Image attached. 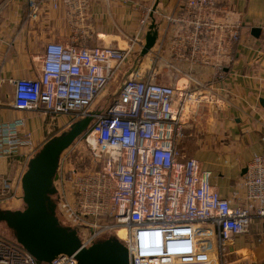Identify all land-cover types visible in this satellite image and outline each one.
Instances as JSON below:
<instances>
[{"label": "built area", "instance_id": "obj_1", "mask_svg": "<svg viewBox=\"0 0 264 264\" xmlns=\"http://www.w3.org/2000/svg\"><path fill=\"white\" fill-rule=\"evenodd\" d=\"M62 1L28 3L34 12L40 3L56 9ZM187 5L205 14L193 22L197 31L216 28L217 0ZM237 38L234 30L231 41ZM130 51L47 44L40 74L12 81L17 111L69 116L73 122L92 118L82 135L88 168L67 169L60 155L52 185L58 216L76 231L82 249L115 239L127 249L129 264H227L221 256L224 242L246 234L253 215L264 218V157L254 155L238 183L247 204L232 207L212 186L211 172L177 149L187 95L128 78L107 106L95 110ZM36 150L24 119L0 122V159L20 154L31 160ZM0 264L41 263L0 236ZM49 264L78 262L72 255Z\"/></svg>", "mask_w": 264, "mask_h": 264}, {"label": "crops", "instance_id": "obj_2", "mask_svg": "<svg viewBox=\"0 0 264 264\" xmlns=\"http://www.w3.org/2000/svg\"><path fill=\"white\" fill-rule=\"evenodd\" d=\"M188 1L64 0L56 9L40 3L32 12L28 0H1L0 122L24 119L38 149L54 132L75 123L69 116L12 106V81L40 74L47 44L130 48L104 93L109 88L116 93L123 80L135 78L187 95L179 115L178 151L211 172V184L221 198L232 207L245 206V191L238 183L252 157H264V0H217L216 28L201 31L193 22L205 14L190 10ZM253 28L260 29L257 38ZM234 30L238 38L231 41ZM153 32L155 42L142 55ZM29 160L20 154L0 159L1 189H20ZM221 256L230 264L263 262L264 218L253 215L248 232L224 242Z\"/></svg>", "mask_w": 264, "mask_h": 264}, {"label": "water", "instance_id": "obj_3", "mask_svg": "<svg viewBox=\"0 0 264 264\" xmlns=\"http://www.w3.org/2000/svg\"><path fill=\"white\" fill-rule=\"evenodd\" d=\"M153 28L154 25L150 27ZM155 34H148L142 55L153 46ZM251 34L257 38L260 29L253 28ZM91 120L79 121L67 133L42 146L21 178V199L25 208L0 212V223L13 231L15 242L38 263L49 264L59 256L74 255L78 264H129L127 249L115 239L82 249L76 231L60 224L54 206L48 202L49 195L54 194L52 185L60 155L86 130Z\"/></svg>", "mask_w": 264, "mask_h": 264}, {"label": "rangeland", "instance_id": "obj_4", "mask_svg": "<svg viewBox=\"0 0 264 264\" xmlns=\"http://www.w3.org/2000/svg\"><path fill=\"white\" fill-rule=\"evenodd\" d=\"M0 2H1V0H0ZM114 94H115V92H113L109 88V90L106 93L102 94L99 97V99L97 100V102L93 106V108L95 110L96 109L100 110L104 106H107L111 102ZM78 122L79 121H75V123H73V126L75 124H78ZM73 126L67 128L66 130H64L61 133L59 131L54 132V134H56V136H54L53 138L59 137L62 134L67 133ZM82 135H83V133L80 136H78L65 151H63V153L61 155V166H66L67 169L68 168L69 169L70 168L77 169V168H81V167L88 168V166L90 165L89 164V157H88V152L82 143ZM39 149H41V148H39ZM39 149H38V151L36 150V152H39ZM2 190L3 189H1V187H0V212L23 210L25 208V205L21 199L15 200L19 197H22L21 187L18 190H16L15 188H10L9 190H4V192ZM11 198H14V200H12ZM5 200H7V202ZM48 202L54 206L55 213H56L55 215H56V218L58 219V221L60 222V224L64 227L71 228L68 224H66L62 220L61 217L58 216V212L56 210L57 198L55 196V192H54V194L49 195ZM119 234H120V232L117 233V236L119 238H122ZM0 236L5 238V239H8V240L15 241L13 231L10 230L4 223H0ZM226 262H227V264H230L232 261L228 260ZM237 264H253V263H251V261L244 260L243 262H239Z\"/></svg>", "mask_w": 264, "mask_h": 264}, {"label": "bare ground", "instance_id": "obj_5", "mask_svg": "<svg viewBox=\"0 0 264 264\" xmlns=\"http://www.w3.org/2000/svg\"><path fill=\"white\" fill-rule=\"evenodd\" d=\"M118 232H120L119 235H120L122 238H124V235H125V234L123 233L124 231H122V230H118Z\"/></svg>", "mask_w": 264, "mask_h": 264}, {"label": "trees", "instance_id": "obj_6", "mask_svg": "<svg viewBox=\"0 0 264 264\" xmlns=\"http://www.w3.org/2000/svg\"><path fill=\"white\" fill-rule=\"evenodd\" d=\"M48 141V140H47Z\"/></svg>", "mask_w": 264, "mask_h": 264}]
</instances>
